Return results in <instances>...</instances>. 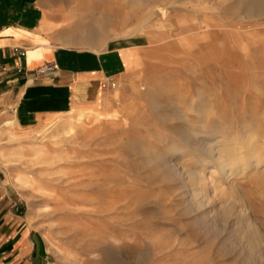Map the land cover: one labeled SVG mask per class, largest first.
<instances>
[{
  "label": "rangeland",
  "instance_id": "374dc122",
  "mask_svg": "<svg viewBox=\"0 0 264 264\" xmlns=\"http://www.w3.org/2000/svg\"><path fill=\"white\" fill-rule=\"evenodd\" d=\"M36 1L53 42L129 64L92 110L0 132L1 179L50 264H264L262 241L230 236L245 212L264 240V0ZM218 158L224 222L195 178Z\"/></svg>",
  "mask_w": 264,
  "mask_h": 264
},
{
  "label": "crops",
  "instance_id": "0c3cea01",
  "mask_svg": "<svg viewBox=\"0 0 264 264\" xmlns=\"http://www.w3.org/2000/svg\"><path fill=\"white\" fill-rule=\"evenodd\" d=\"M37 3L0 0V132L10 123L13 133L28 136L29 129L65 111L93 105L77 113L92 110L107 82L129 74L128 48L95 51L53 42L43 31L44 14ZM21 49L23 56L18 55ZM47 62L56 65L52 73L34 72ZM0 264H50L41 234L1 176Z\"/></svg>",
  "mask_w": 264,
  "mask_h": 264
},
{
  "label": "bare ground",
  "instance_id": "6f19581e",
  "mask_svg": "<svg viewBox=\"0 0 264 264\" xmlns=\"http://www.w3.org/2000/svg\"><path fill=\"white\" fill-rule=\"evenodd\" d=\"M252 3L255 2V4H250L249 8L251 10H254L255 13L257 12L258 9H260L259 5L257 4L256 0H252ZM248 8V9H249ZM262 8V7H261ZM249 9V10H250ZM250 10V11H251ZM253 13V12H252ZM251 13V14H252ZM253 13V14H255ZM258 13V12H257ZM250 14V15H251ZM257 15V14H255ZM259 15V14H258ZM202 94L200 93L198 95V100H201ZM250 142V141H249ZM192 143V142H190ZM189 143V144H190ZM182 144V143H181ZM176 148L175 150H172L170 152L169 157H167V159L172 158L176 153H178L179 151H181L182 147L185 148L186 146H188L185 142V145L183 144L182 147ZM250 144V143H249ZM185 146V147H184ZM191 146V145H190ZM250 147V145H249ZM249 149V148H247ZM251 151V150H250ZM252 152V151H251ZM255 152V151H254ZM237 153V152H236ZM249 153V152H248ZM255 154V153H254ZM253 154V156H254ZM236 155V154H235ZM252 156V155H251ZM256 159V158H255ZM230 160V159H229ZM243 159H240V157L238 158L237 161H240ZM247 160V159H246ZM251 160V159H250ZM258 160V159H257ZM154 161L155 163L160 162L161 158L158 155H154ZM234 162V161H232ZM242 161H240L241 163ZM244 162V161H243ZM242 162V163H243ZM256 162V161H255ZM263 163V161H261ZM167 163V162H166ZM217 173L213 174L212 177H207L204 174V172H200V173H195V178L197 180V184L198 186L204 191L205 194V198L209 199L210 194L213 193L214 196L212 199L215 200V197H217V202L215 203V201L213 200L212 206H213V210L217 209V221L219 222H224V221H228L230 218V210L227 208L228 206H225L226 200H225V190H223L221 188L222 186V180H229L231 178V173H232V163L228 162H224L222 161L220 158L217 159ZM239 163V164H240ZM257 163H260V160L257 161ZM168 164H170V162L168 161ZM246 164V163H245ZM256 164V163H255ZM237 166V164H236ZM256 166V165H255ZM239 167V166H238ZM237 168V167H236ZM242 168V166L240 167ZM239 169V168H238ZM243 169V168H242ZM247 169V168H246ZM193 176V175H192ZM234 176V175H233ZM227 190V189H226ZM200 192V191H199ZM198 193V192H197ZM188 196V195H187ZM228 202V201H227ZM194 204V203H193ZM217 204V205H216ZM220 204H223V206H220ZM247 205V204H246ZM231 206V205H230ZM236 208V207H235ZM240 210V209H239ZM208 211V210H207ZM243 212V211H242ZM234 213V212H233ZM243 218V220L241 219L242 223L237 225V227L233 226L231 232H230V236L238 243H241L243 245L246 246L247 249L251 248L250 246L253 245L254 243H257V241H262L264 244V240L260 237V234L252 227V225L249 223L248 219L246 218V214L245 212L240 214ZM239 216V215H238ZM240 217V216H239ZM241 218V217H240ZM238 219V218H237ZM240 221V220H239ZM210 224V223H209ZM231 226V225H230ZM262 247V246H261ZM253 248V246H252ZM248 251V250H247ZM250 252V249H249ZM248 252V253H249Z\"/></svg>",
  "mask_w": 264,
  "mask_h": 264
},
{
  "label": "built area",
  "instance_id": "2783aa9c",
  "mask_svg": "<svg viewBox=\"0 0 264 264\" xmlns=\"http://www.w3.org/2000/svg\"><path fill=\"white\" fill-rule=\"evenodd\" d=\"M25 51L23 49L18 51L19 56H23ZM56 69V65L53 62H47L42 66L38 67L34 72L37 74H49Z\"/></svg>",
  "mask_w": 264,
  "mask_h": 264
}]
</instances>
